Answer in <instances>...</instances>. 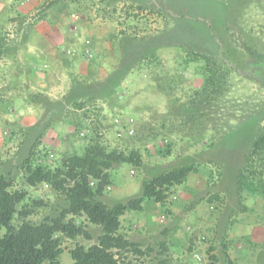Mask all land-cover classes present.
<instances>
[{"label": "rangeland", "instance_id": "374dc122", "mask_svg": "<svg viewBox=\"0 0 264 264\" xmlns=\"http://www.w3.org/2000/svg\"><path fill=\"white\" fill-rule=\"evenodd\" d=\"M92 1L93 7L101 2H85ZM104 2L107 17L118 20L127 51L124 61L133 64L132 71L114 96L85 102L80 108L82 102L69 105L66 100L72 94L66 96L64 120L59 124L69 120L75 130L72 134L64 132L61 142L53 148L48 144L42 146L45 138L52 140L46 135L54 125L48 128L32 164L48 161L59 166L64 153L81 154L90 143L99 144L108 152L118 150L128 154L141 150L144 170L115 165L111 171L112 182L103 198L109 204L117 201L113 191L125 193L132 178L139 181L140 188L142 178L175 166L196 164L199 173L174 187L164 206L150 205L157 206L165 226L149 233L150 236L145 227H132L131 232L145 236L139 238L140 244L154 249L150 258H142L139 263L155 264L162 259L167 264H210L214 255L217 264H227L224 257L227 252L234 264H264V240L247 235L252 228L264 231V198L244 193L239 199L236 195L238 171L252 141L264 130V68L253 63L243 46L264 55V0ZM188 51L216 58L224 73L222 94H201L203 63L185 64ZM121 62L120 56L117 67ZM0 74H4L1 63ZM100 89L78 92L87 94L86 101ZM8 106L3 104L0 108V175L12 177V190L26 191L28 201L40 199L45 203L27 219L39 223L45 216L55 214L64 197L46 184L35 188L26 184L24 163L41 130L33 131L36 126L22 127V137H18L16 124L5 119ZM156 147L169 149L170 154L161 157L155 152ZM144 149L151 151V155H146ZM254 169L257 178H264L261 163L256 162ZM132 213L140 217L142 212ZM68 220L87 224L83 215L69 216ZM89 230L94 235L93 241L58 235L64 250L61 264L73 263L68 251L77 244L88 247L96 242L100 229L89 225ZM196 254L202 258L201 263Z\"/></svg>", "mask_w": 264, "mask_h": 264}, {"label": "trees", "instance_id": "16d2710c", "mask_svg": "<svg viewBox=\"0 0 264 264\" xmlns=\"http://www.w3.org/2000/svg\"><path fill=\"white\" fill-rule=\"evenodd\" d=\"M218 3H221L220 1ZM0 35V48L4 42ZM121 39L122 62L104 83L78 84L73 88V95L68 100L80 98L81 106L94 99H104L118 93V88L128 80L132 65L124 61L127 51ZM245 52L253 59V63L264 68V55L243 45ZM190 62H202L201 76L203 86L201 94L213 96L223 92V69L215 57L188 51ZM259 78L260 75L256 73ZM101 88L92 98L84 100L87 94L78 91L91 89L93 92ZM77 90V91H76ZM76 91V92H74ZM33 104L42 106L45 111L43 118L33 129L41 130L29 150V156L24 163V178L29 187L35 188L41 184L50 186L58 195L63 196V204L55 209L54 215H47L39 223H32L27 219L35 209L44 207L40 199L28 201L26 191H14L13 178L0 175V264H61L60 258L64 252L61 235L70 240L82 237L93 241L94 235L89 225L100 229L96 242L90 246L77 244L68 252L73 260L72 264H154L152 262L139 263L142 258H150L153 247L144 248L139 242L127 238L121 233L122 217L131 212H144L151 208V204L164 206L169 193L174 187L181 186L188 181L190 175L198 174L196 164H185L161 170L155 175L141 179L138 193L121 201L111 204L103 200L105 189L111 184V171L115 165H129L144 170L145 162L141 150L125 151L113 150L108 152L99 144L90 143L81 154L64 153L61 164L53 166L48 161L32 164V158L39 152L41 138L53 125L64 120L63 111L67 106L64 101L51 102L41 94H29ZM95 100V101H96ZM77 102L75 101L74 104ZM84 103V104H83ZM73 104V105H74ZM78 131L80 127H76ZM146 155L151 151L144 149ZM155 152L164 157L170 150L156 147ZM47 157V156H46ZM264 168V130L252 141L249 152L245 155L243 166L236 177V195L239 199L243 194L264 198V178H257L255 163ZM246 208H243L245 211ZM83 215L87 224H77L68 220L69 216ZM19 220V224L15 221ZM4 231V232H3ZM225 246V244H224ZM161 247L166 251L162 242ZM226 249V247H225ZM133 256V259L130 257ZM227 264H234L227 252L224 253ZM210 264H217L216 256L210 257ZM155 264H167L165 260H158Z\"/></svg>", "mask_w": 264, "mask_h": 264}, {"label": "crops", "instance_id": "0c3cea01", "mask_svg": "<svg viewBox=\"0 0 264 264\" xmlns=\"http://www.w3.org/2000/svg\"><path fill=\"white\" fill-rule=\"evenodd\" d=\"M85 1L0 0V35L5 38L0 51L1 72H4L0 74V108L9 105L5 119L16 124L18 137H22V127L38 125L46 114L42 106L29 100L26 92L44 95L51 102H62L69 94L73 95L72 90L78 84L106 82L118 65L121 56L118 20L107 17L104 0L94 7L93 1L89 4ZM75 101L69 99L68 103L72 105ZM53 127L46 135L52 140L45 138L42 146L48 144L54 148L64 132L72 134L75 130L69 120ZM70 139L73 140L72 136ZM138 183L132 178L125 193L113 191L114 199L121 201L125 195L137 193ZM121 221V233L139 243V238L145 236L131 232L134 225L145 227L148 236L165 226L157 206L145 210L140 217L127 213ZM247 235L264 240V231L259 228H252Z\"/></svg>", "mask_w": 264, "mask_h": 264}, {"label": "built area", "instance_id": "2783aa9c", "mask_svg": "<svg viewBox=\"0 0 264 264\" xmlns=\"http://www.w3.org/2000/svg\"><path fill=\"white\" fill-rule=\"evenodd\" d=\"M130 134H132V132H131ZM195 258L197 259V261H198L199 263L202 262V258H201L198 254L195 255Z\"/></svg>", "mask_w": 264, "mask_h": 264}]
</instances>
